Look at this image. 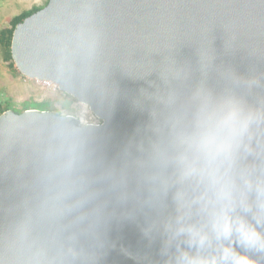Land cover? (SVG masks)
Listing matches in <instances>:
<instances>
[{
    "label": "clouds",
    "instance_id": "clouds-1",
    "mask_svg": "<svg viewBox=\"0 0 264 264\" xmlns=\"http://www.w3.org/2000/svg\"><path fill=\"white\" fill-rule=\"evenodd\" d=\"M94 51L85 17L62 67ZM160 79L145 91L159 107L122 146V167L96 178L111 181L113 211L89 208L100 191L85 174L83 142L55 133L44 193L2 238L0 264H96L113 217L158 242L162 264H264V73L242 75L202 54Z\"/></svg>",
    "mask_w": 264,
    "mask_h": 264
},
{
    "label": "water",
    "instance_id": "water-1",
    "mask_svg": "<svg viewBox=\"0 0 264 264\" xmlns=\"http://www.w3.org/2000/svg\"><path fill=\"white\" fill-rule=\"evenodd\" d=\"M85 17L94 54H74L72 70H65L64 50ZM11 54L23 75L53 81L102 122L82 124L75 115L37 108L0 115V249L25 206L44 193L55 133L83 142L85 174L93 179L90 188L100 191L89 208L106 205L111 213V181L96 178L122 167V146L159 107L145 91L162 86L169 65L196 66L206 54L242 75L264 73V0H49L17 24ZM102 237L96 264H162L159 243L149 246L137 222L113 217Z\"/></svg>",
    "mask_w": 264,
    "mask_h": 264
},
{
    "label": "rangeland",
    "instance_id": "rangeland-1",
    "mask_svg": "<svg viewBox=\"0 0 264 264\" xmlns=\"http://www.w3.org/2000/svg\"><path fill=\"white\" fill-rule=\"evenodd\" d=\"M48 0H0V30L11 27V19L34 6H43ZM11 60H7L0 42V104L12 105L22 110L31 108L46 110L53 108L62 113H76V99L59 90L54 92L38 87L34 81L23 75ZM73 103V104H72Z\"/></svg>",
    "mask_w": 264,
    "mask_h": 264
},
{
    "label": "trees",
    "instance_id": "trees-1",
    "mask_svg": "<svg viewBox=\"0 0 264 264\" xmlns=\"http://www.w3.org/2000/svg\"><path fill=\"white\" fill-rule=\"evenodd\" d=\"M48 1L43 6H34L32 9L26 10L23 13L13 17L10 21L11 27L3 28L0 30V42L4 48L5 58L7 60H11L12 65H14V61H13L12 54H11V44H12V37H13L15 27L17 26L18 23L22 22L26 17H28L29 15L35 13L36 11H38V10L42 9L44 6H46ZM68 96H71L72 99H75L72 95L68 94ZM28 108H31L29 106V104H26V107L22 110H17L15 108H13L12 105H10V104H7L6 106H2L0 104V115L9 109H14L16 112H22L23 110L28 109ZM46 110H54V109L53 108H47Z\"/></svg>",
    "mask_w": 264,
    "mask_h": 264
},
{
    "label": "built area",
    "instance_id": "built-area-1",
    "mask_svg": "<svg viewBox=\"0 0 264 264\" xmlns=\"http://www.w3.org/2000/svg\"><path fill=\"white\" fill-rule=\"evenodd\" d=\"M32 80L41 89L51 90L54 92L55 91L58 92L60 90L58 85L51 80H37V79H32ZM76 104L77 106L74 107L76 110L75 114L69 112H65L63 114L75 115L81 121L82 124H99L102 122V120L93 112V110L90 108L89 105L78 100H76Z\"/></svg>",
    "mask_w": 264,
    "mask_h": 264
},
{
    "label": "bare ground",
    "instance_id": "bare-ground-1",
    "mask_svg": "<svg viewBox=\"0 0 264 264\" xmlns=\"http://www.w3.org/2000/svg\"><path fill=\"white\" fill-rule=\"evenodd\" d=\"M43 82V81H42Z\"/></svg>",
    "mask_w": 264,
    "mask_h": 264
}]
</instances>
